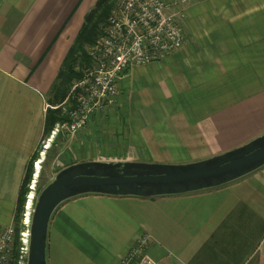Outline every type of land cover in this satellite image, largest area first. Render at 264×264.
<instances>
[{
	"label": "crops",
	"instance_id": "obj_1",
	"mask_svg": "<svg viewBox=\"0 0 264 264\" xmlns=\"http://www.w3.org/2000/svg\"><path fill=\"white\" fill-rule=\"evenodd\" d=\"M97 1L0 0L2 226L13 223L45 106ZM181 9L183 48L125 71L115 104L69 136L59 153L70 158L50 181L87 161L196 162L264 134V0H185ZM144 235L158 264H264V165L190 193L70 198L50 218L46 264H120Z\"/></svg>",
	"mask_w": 264,
	"mask_h": 264
},
{
	"label": "built area",
	"instance_id": "obj_2",
	"mask_svg": "<svg viewBox=\"0 0 264 264\" xmlns=\"http://www.w3.org/2000/svg\"><path fill=\"white\" fill-rule=\"evenodd\" d=\"M185 0H118L111 8L102 34L87 50L90 65L76 80L63 103L67 120L56 123L48 142L62 134L72 136L85 128L96 112L113 106L122 74L133 66L162 60L183 48L185 36L181 4ZM49 107L45 106V111ZM49 146L45 150L49 149ZM40 159L33 162L31 179L19 218L15 255V225L0 224V264H27L31 218L37 199ZM150 237L141 236L127 250L120 264H158L148 254Z\"/></svg>",
	"mask_w": 264,
	"mask_h": 264
},
{
	"label": "water",
	"instance_id": "obj_3",
	"mask_svg": "<svg viewBox=\"0 0 264 264\" xmlns=\"http://www.w3.org/2000/svg\"><path fill=\"white\" fill-rule=\"evenodd\" d=\"M264 165V134L222 154L186 164L87 161L69 165L39 192L31 218L27 264H46L50 218L83 194L154 197L224 185Z\"/></svg>",
	"mask_w": 264,
	"mask_h": 264
},
{
	"label": "trees",
	"instance_id": "obj_4",
	"mask_svg": "<svg viewBox=\"0 0 264 264\" xmlns=\"http://www.w3.org/2000/svg\"><path fill=\"white\" fill-rule=\"evenodd\" d=\"M114 3L115 0H98L94 7L85 15L84 22L63 60L62 66L58 72L56 83L52 89V97L48 101L49 107L45 113L43 136H48L56 123L67 120L66 115L62 113L61 104L66 98L72 84L81 77L82 71L90 65L91 61L87 54V50L102 34L107 16L111 8L114 6ZM36 157L37 153L34 152L24 174L16 200L13 218L15 225V255H17L16 248L18 246V232L20 229V213L25 200V194L28 190L27 185L33 173V162ZM48 183L49 181L38 183V186L43 189Z\"/></svg>",
	"mask_w": 264,
	"mask_h": 264
},
{
	"label": "rangeland",
	"instance_id": "obj_5",
	"mask_svg": "<svg viewBox=\"0 0 264 264\" xmlns=\"http://www.w3.org/2000/svg\"><path fill=\"white\" fill-rule=\"evenodd\" d=\"M117 1L118 0H115L114 5L117 3ZM69 143H70L69 137L64 136L62 134L58 135L54 139L52 145H50L48 142V136L42 137L35 151L37 153V157L35 160L40 159V167H41L38 176V183H43L48 181L50 182L49 179L50 177H52L53 175L52 173L54 172V170L59 169L65 165V163L67 162L66 158H70V157L68 156L67 152H65L64 154L59 152H62L64 148H69L70 146ZM49 145H50L49 149L45 150V148ZM38 183H37V194H39V192L42 190L38 186L39 185Z\"/></svg>",
	"mask_w": 264,
	"mask_h": 264
}]
</instances>
